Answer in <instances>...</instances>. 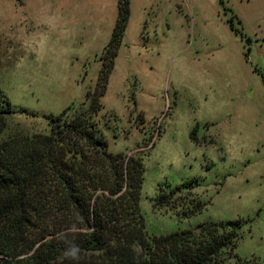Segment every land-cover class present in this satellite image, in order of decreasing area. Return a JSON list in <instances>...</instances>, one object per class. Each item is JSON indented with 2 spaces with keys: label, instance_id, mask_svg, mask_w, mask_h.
I'll list each match as a JSON object with an SVG mask.
<instances>
[{
  "label": "rangeland",
  "instance_id": "obj_1",
  "mask_svg": "<svg viewBox=\"0 0 264 264\" xmlns=\"http://www.w3.org/2000/svg\"><path fill=\"white\" fill-rule=\"evenodd\" d=\"M116 16V0H0L10 128L87 105ZM99 99L108 150L143 149L147 233L239 219L237 258L264 264V0H129ZM190 181L196 212L155 204Z\"/></svg>",
  "mask_w": 264,
  "mask_h": 264
},
{
  "label": "trees",
  "instance_id": "obj_2",
  "mask_svg": "<svg viewBox=\"0 0 264 264\" xmlns=\"http://www.w3.org/2000/svg\"><path fill=\"white\" fill-rule=\"evenodd\" d=\"M116 1L87 105L45 115L43 129L10 128L15 112L0 87V264H225L230 258L255 264L234 251L239 219L160 235L145 230L139 210L143 149L109 151L98 120L99 97L129 16V0ZM191 182L160 186L155 204L185 208L183 216L196 212L204 202Z\"/></svg>",
  "mask_w": 264,
  "mask_h": 264
}]
</instances>
